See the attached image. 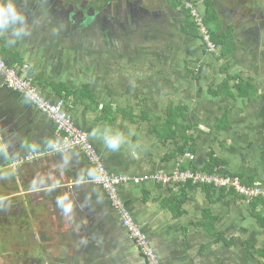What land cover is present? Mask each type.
<instances>
[{
	"label": "crops",
	"instance_id": "crops-1",
	"mask_svg": "<svg viewBox=\"0 0 264 264\" xmlns=\"http://www.w3.org/2000/svg\"><path fill=\"white\" fill-rule=\"evenodd\" d=\"M31 1L33 4L27 5L29 9H23L20 0H12L25 17L27 35L17 38L9 28L0 31V37L8 43L11 41L9 48L21 54L29 66V74L32 66L40 65L50 82L73 87L90 84L100 109L103 106L114 109L112 114L111 111L101 114L99 110L89 109L87 103L72 99L67 103L73 122L89 136L109 172L139 176L169 173L175 169L176 159L168 160L165 156L183 144V140H159L152 134L149 121L139 117L137 107L143 104L153 117L166 115L168 106L173 105L185 108V117L179 119L182 127L194 126L188 131L198 147L193 163L203 166L206 154L213 149L226 161L230 172L264 183V7L259 0H251L248 11L240 15L247 19L239 18L238 24L227 23L225 14L217 6L224 30L229 25L235 28L237 48L229 59V74L239 76L254 87L249 90L250 97L234 99L226 94L210 93L219 88L226 76L221 72L223 60H219V55L207 54L200 40L182 33L180 22L185 15L179 10L168 18L176 20L174 29L187 38V43L184 42L187 50L183 47L180 55L170 48L172 36L169 33L152 37L154 41L149 44L133 46L131 43L124 47V42L117 38L119 24L104 27L98 22L105 44L115 50L114 57L122 59L130 54L133 60H141L140 66L120 64L114 59L113 69L92 62L78 70V65L67 60L66 52H54V47L59 49L60 46L54 45V25L51 28L48 24L28 25L30 13L41 8L36 6L35 0ZM148 12L154 20L155 11ZM171 26L168 24L169 28ZM171 33L175 37L173 30ZM160 43L165 46L157 45ZM198 53L202 56L198 57ZM106 54L105 51L103 55ZM75 62L78 63V59ZM31 75L34 77L33 73ZM78 78L84 81L78 82ZM238 82L232 80L230 84L234 88ZM44 94L56 101L51 89ZM116 108L125 110L113 118ZM108 129L122 135L117 151H110L104 144L102 137ZM94 130L96 135H93ZM54 140V123L23 96L6 89L0 75V255H5L3 250L24 246L28 237L42 240L37 234L42 232L44 217L53 218L55 244L90 251L91 244L102 245L100 235L106 232L111 216H116L118 227L121 225L106 193L91 181L94 169L82 152L48 155L13 167L16 158L50 150ZM187 190L190 199L183 206L184 212L174 218L171 210L162 206V201L175 193L172 188L155 183H129L120 187L126 206L163 264H264V257L260 256L264 249V228L249 213L248 202L219 190L212 191L210 201L200 187ZM205 209L217 217V231L232 241L231 244L214 242L199 225L204 221ZM258 210L264 216V207ZM129 241V251L125 252L128 256L119 253L121 239L118 236L114 256L106 257L101 252L98 264H146ZM96 244L95 248L100 249ZM77 258H84V264L94 261L84 256Z\"/></svg>",
	"mask_w": 264,
	"mask_h": 264
},
{
	"label": "rangeland",
	"instance_id": "rangeland-1",
	"mask_svg": "<svg viewBox=\"0 0 264 264\" xmlns=\"http://www.w3.org/2000/svg\"><path fill=\"white\" fill-rule=\"evenodd\" d=\"M35 1L36 6H41V8H39L38 11L30 13L29 18L31 19V23L29 22L28 25L37 24L38 27H42L43 25L48 24L49 28L54 25V45L60 44L59 49H55L54 47V52H66L67 60H71L73 63L72 65H74V63L76 66L78 65V70L80 66L84 67L90 65L92 62H94L95 65H101L113 69L114 59L120 64L133 63V65L140 66L141 60H133L130 54L122 59L116 56L114 57L113 51L115 50L110 48L109 44H105L103 40L104 37L99 32L98 22L103 23L104 27L112 24H119L118 29L120 35L117 36V38H119L121 42H124V47L129 46L131 43L133 46L149 44L151 41H154L152 37H156V35L159 34H165L164 32H166L172 36L170 47L172 51L177 55H180L179 51H181L183 47L185 48L184 42H186L187 38L174 29V23H176V20L174 18H168L169 14L172 15L175 14L174 12L178 11L172 9L167 0H109L104 6H102L103 0ZM186 1L184 2L186 3ZM192 1V3L198 7L201 14L204 15L205 19L204 0ZM20 2L21 6L23 5V9H29L27 5L33 4L31 0H20ZM214 2L216 6L222 9L227 23L232 22L233 24H238L242 17L247 19L246 16L240 15H244L245 11H248V7L253 1L214 0ZM259 2L262 4L261 7H264V0H259ZM146 9H148V11L154 10L156 15L154 13H152V15L155 16L156 19L154 18V20H152L150 12ZM27 12L29 13V11H26V14ZM93 14H96L95 18L90 17V15ZM86 21H88V24L83 27L82 24L86 23ZM130 21H133V24L130 23ZM168 24H172L173 26L169 28ZM172 30L175 32V37L171 33ZM158 41L160 40L156 39V42ZM157 45L160 47L165 46V44L161 45V43ZM179 47H181V49H178ZM105 51L107 54L103 55ZM198 54L199 57L200 53ZM76 59H78V63L75 62ZM95 78L97 79V75ZM77 81L83 82L84 80L78 78ZM141 89L146 91L144 88ZM165 113H167V110ZM164 156L165 153L162 154V157ZM197 203H200V201ZM112 214L114 215L113 211ZM116 219L117 218L114 215L107 220L106 232L100 235L102 245L94 243L97 246H100L99 248L101 250L96 249L94 244H91L92 248L90 251L88 249L66 248L60 244H55L54 223H52L53 218L44 217L42 219V232L37 234L39 238L42 237V240L34 241L31 237H28L24 246L5 251L3 250L5 255H0V264H84L82 261L84 258H77V256H84L88 260L94 259L92 264H98L102 257L100 255L101 252H104L106 257L114 256L118 248V236H120L121 239L119 253L128 256L125 252L129 251L127 248L130 238L127 235L126 230L123 227L121 228V225L119 227L117 226ZM132 244L134 245L133 242ZM87 254H89V257ZM85 264L91 263L87 261Z\"/></svg>",
	"mask_w": 264,
	"mask_h": 264
},
{
	"label": "built area",
	"instance_id": "built-area-1",
	"mask_svg": "<svg viewBox=\"0 0 264 264\" xmlns=\"http://www.w3.org/2000/svg\"><path fill=\"white\" fill-rule=\"evenodd\" d=\"M186 1L185 8L197 27L200 41L207 54L217 55L220 48L212 40L210 30L205 23L204 15L198 7ZM29 66H12L0 55V75L6 89L23 96L34 108L46 115L55 125V140L50 150L31 152L22 158L13 160V167H19L28 162L48 155H67L82 152L94 169L92 182L99 186L109 198L113 210L126 230L130 240L143 256L146 264H163L157 255L148 236L126 206L120 194V187L125 184L141 185L155 183L170 187L176 191L183 185L192 183L194 186H212L215 190L226 193L233 192L236 196L250 203L256 199H264V184L246 185L238 177L221 173H203L186 168L185 163L194 162L195 154L188 152L175 162V169L169 173H145L139 176H119L107 170L97 148L89 136L79 129L67 111V103L60 98L50 100L40 87L36 86L34 77L28 72Z\"/></svg>",
	"mask_w": 264,
	"mask_h": 264
},
{
	"label": "trees",
	"instance_id": "trees-1",
	"mask_svg": "<svg viewBox=\"0 0 264 264\" xmlns=\"http://www.w3.org/2000/svg\"><path fill=\"white\" fill-rule=\"evenodd\" d=\"M108 1L109 0H103L102 6L106 5ZM184 1L186 0H167L172 9L177 11L178 9H180L179 11L183 15H185L184 20L180 22V30L182 31V33L200 40L197 27L195 26L194 21L190 15V11L185 8ZM203 5L205 8L206 25L210 30L212 40L220 48L217 55H219V60L224 61L221 72L226 75L219 88L217 90H210V93L214 96L226 94L232 99L237 97H250L249 90L254 89L250 82H246L239 76H232L229 74V59L231 54L237 48L236 39L234 36V26L229 25L227 29L224 30L220 10L215 5L214 0H204ZM95 15H90V17L95 18ZM87 24L88 21H86V23H83L82 26L85 27ZM0 55L3 56L7 63L12 66H18L22 68L26 65L25 60L21 56V54L9 48V43L1 37ZM30 72L34 74L36 86L40 87L44 92H46L48 89H51L54 94H56V100L62 98L66 101V103H69V100L71 99L74 102L80 101L83 103H87L89 109L99 110L101 111V114H104L108 111H111L110 114L114 112V109H112L111 106H103L102 110L100 109V104L97 101L96 95L91 90L90 84H82L79 87H73L64 83L50 82L46 77L44 71L41 69L40 65L32 66L30 68ZM232 80L239 81L236 85H234V88L230 84ZM236 90H238V93L235 92ZM137 107L138 109H140V116H138L142 118L144 117L145 121H149L152 134H154L159 140H183V144L176 146V148L170 154L165 156V159L177 160L179 158H182L188 152L197 154L198 147L195 139L192 134L188 133V131L192 130L194 126L188 125L182 127V125L179 123V119H183L185 117V108L170 105L167 108L166 115L151 117L145 111L143 104H139ZM116 110L117 111L114 113L113 118L122 111L124 112L125 109L116 108ZM226 165V161L218 157L215 151L211 149L206 154V160L204 161L203 166L199 167L197 164L189 162V164L186 165V168H190L193 171H200L203 173L229 174L234 177H238L246 185L264 184L256 183V179L254 178L234 174L226 168ZM193 186L194 185L192 183L183 185L179 188L178 191H174L175 193H173L171 197L162 201V206L170 209L174 218L180 217L183 214V206L190 199L187 189ZM197 187H200L207 194L208 199L211 201V193L215 189L212 186L198 185ZM220 191L223 194L231 195L237 199L243 200L242 198L236 196L233 192L226 193L223 190ZM261 206L264 207V199H256L248 203V210L249 213L256 219L257 224L261 228H264V216L262 215L261 211L258 210ZM203 219L204 221L199 223V225H202L207 230L208 234L211 238H213L214 242H225L227 245L232 243V241L227 240L217 231L215 227L217 217L214 216L209 209H205L203 211ZM260 256L264 257V249L260 251Z\"/></svg>",
	"mask_w": 264,
	"mask_h": 264
},
{
	"label": "clouds",
	"instance_id": "clouds-1",
	"mask_svg": "<svg viewBox=\"0 0 264 264\" xmlns=\"http://www.w3.org/2000/svg\"><path fill=\"white\" fill-rule=\"evenodd\" d=\"M9 28L12 29V35L17 38L22 34L27 35L24 15L17 10L12 0H0V31H7ZM93 135H96V130L93 131ZM102 139L110 151H117L123 141L120 133L113 134L109 129L104 132Z\"/></svg>",
	"mask_w": 264,
	"mask_h": 264
}]
</instances>
